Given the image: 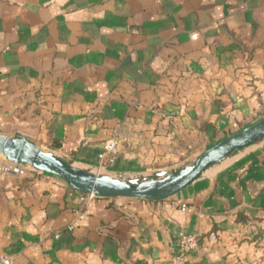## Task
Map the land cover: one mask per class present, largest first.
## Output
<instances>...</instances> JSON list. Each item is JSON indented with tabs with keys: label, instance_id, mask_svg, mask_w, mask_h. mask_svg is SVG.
<instances>
[{
	"label": "crops",
	"instance_id": "obj_1",
	"mask_svg": "<svg viewBox=\"0 0 264 264\" xmlns=\"http://www.w3.org/2000/svg\"><path fill=\"white\" fill-rule=\"evenodd\" d=\"M263 115L264 0H0V135L140 181ZM0 264H264V140L155 201L0 174Z\"/></svg>",
	"mask_w": 264,
	"mask_h": 264
},
{
	"label": "water",
	"instance_id": "obj_2",
	"mask_svg": "<svg viewBox=\"0 0 264 264\" xmlns=\"http://www.w3.org/2000/svg\"><path fill=\"white\" fill-rule=\"evenodd\" d=\"M264 140V115L239 131L202 151L192 163L172 174L157 172L145 180H122L107 173L84 169L52 151L42 149L26 135H0V154L9 161L31 165L34 169L62 179L83 194L98 197H126L161 200L171 197L201 177L210 167L236 151Z\"/></svg>",
	"mask_w": 264,
	"mask_h": 264
},
{
	"label": "built area",
	"instance_id": "obj_3",
	"mask_svg": "<svg viewBox=\"0 0 264 264\" xmlns=\"http://www.w3.org/2000/svg\"><path fill=\"white\" fill-rule=\"evenodd\" d=\"M118 154V140L113 139L108 141L104 145L103 151L99 154L100 168H107L108 166L114 165L117 161ZM34 169L28 164H19L7 160L0 164V174L13 173L16 175H24L28 170ZM97 197L94 194H83L81 193L82 200H88ZM216 235L211 234L209 236L210 241L216 240ZM202 239L197 234L193 233H181L178 240L179 256L183 257L190 252L195 251L201 245ZM178 257V258H180Z\"/></svg>",
	"mask_w": 264,
	"mask_h": 264
},
{
	"label": "rangeland",
	"instance_id": "obj_4",
	"mask_svg": "<svg viewBox=\"0 0 264 264\" xmlns=\"http://www.w3.org/2000/svg\"><path fill=\"white\" fill-rule=\"evenodd\" d=\"M91 170H93L95 172L106 173V171H105L106 169L105 168L95 167V168H93Z\"/></svg>",
	"mask_w": 264,
	"mask_h": 264
}]
</instances>
